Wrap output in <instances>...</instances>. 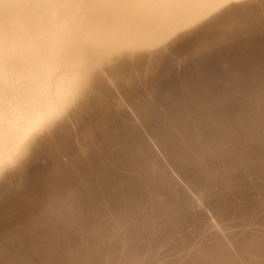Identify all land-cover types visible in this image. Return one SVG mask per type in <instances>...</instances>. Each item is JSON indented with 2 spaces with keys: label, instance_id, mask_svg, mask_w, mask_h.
<instances>
[{
  "label": "rangeland",
  "instance_id": "1",
  "mask_svg": "<svg viewBox=\"0 0 264 264\" xmlns=\"http://www.w3.org/2000/svg\"><path fill=\"white\" fill-rule=\"evenodd\" d=\"M40 2L85 54L0 52V264H264V0L98 56Z\"/></svg>",
  "mask_w": 264,
  "mask_h": 264
},
{
  "label": "bare ground",
  "instance_id": "2",
  "mask_svg": "<svg viewBox=\"0 0 264 264\" xmlns=\"http://www.w3.org/2000/svg\"><path fill=\"white\" fill-rule=\"evenodd\" d=\"M217 1L218 0H61L60 8L76 22L79 34L91 41L92 50H94L98 56L120 44L156 40L167 30H170L178 23L196 17L207 8L213 6ZM57 16L64 20L62 13H57ZM50 18L51 15L43 11L40 0H0V46H2V51L0 52H3L1 56L7 57L14 63L22 61L23 64L25 63V65H28L27 67H29L31 71L37 69L38 65L42 62L53 64L57 59V52L55 49L58 47L57 45L59 44L64 29L62 26H59V24L58 27H54V24H52L53 22L50 23ZM58 18L57 20H59ZM51 25H53V27ZM61 45L62 42L59 46L61 47ZM62 46L69 52L68 54H70L71 58L75 61L80 60L85 54L78 40L68 39ZM94 51L92 52L94 53ZM88 56L89 55H87V58L85 57L87 60L90 58ZM85 58V61H83L88 64L90 60L88 62ZM75 61H73V63ZM10 63L13 64L12 62ZM76 63L77 61L75 64ZM83 64L82 66L84 67L85 65ZM14 65L15 64H13V66ZM13 66H11L12 69ZM69 66L70 65H68V68H70ZM9 67L10 66H8V68ZM3 68L4 66H2L0 62V71H5ZM5 68L7 70V66ZM58 68H60L59 64ZM83 72L84 71L79 69V67L78 69L76 66L72 68L70 80L73 87L78 77L80 79L86 77ZM27 73L30 72L27 71ZM63 78L64 77H62V80ZM59 82L61 81L59 80ZM56 86H54L52 94H54L53 92ZM68 93L69 92L64 87H61L57 91V97L60 100L64 99ZM53 102L54 101H52V103ZM50 103L51 102H49V104ZM46 108L45 112H48V110L51 109V105L50 108ZM44 114L45 113H43V115ZM22 127H24V125ZM12 130L14 131V129ZM3 149L1 148V150ZM5 150L7 151V148H5Z\"/></svg>",
  "mask_w": 264,
  "mask_h": 264
}]
</instances>
